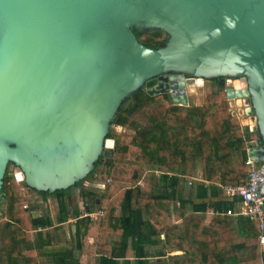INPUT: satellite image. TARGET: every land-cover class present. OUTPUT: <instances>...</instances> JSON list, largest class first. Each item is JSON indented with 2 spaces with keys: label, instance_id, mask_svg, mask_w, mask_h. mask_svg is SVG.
I'll return each instance as SVG.
<instances>
[{
  "label": "water",
  "instance_id": "obj_1",
  "mask_svg": "<svg viewBox=\"0 0 264 264\" xmlns=\"http://www.w3.org/2000/svg\"><path fill=\"white\" fill-rule=\"evenodd\" d=\"M155 32V49L136 38ZM197 80L243 98L264 162V0H0V201L9 164L36 193L67 190L112 157L125 100L187 106Z\"/></svg>",
  "mask_w": 264,
  "mask_h": 264
},
{
  "label": "trees",
  "instance_id": "obj_2",
  "mask_svg": "<svg viewBox=\"0 0 264 264\" xmlns=\"http://www.w3.org/2000/svg\"><path fill=\"white\" fill-rule=\"evenodd\" d=\"M136 38L152 49L164 40L157 32ZM212 82L215 90L199 105H174L169 94L149 96L143 90L120 105L111 127L123 131L110 129L106 136L116 141L115 151L111 158L99 157L87 175L99 164L108 168L102 194L92 205L85 203V213L101 211L95 219L79 218L69 208L68 190L53 193L54 223L44 212L33 217L26 186L6 168L0 264H264L257 222L224 213L240 199L224 195L221 187L246 184L249 133L230 111L226 87ZM198 171L204 184L192 185L185 195L186 181ZM82 194L86 201L94 196ZM70 217L76 224L73 239H57L47 230Z\"/></svg>",
  "mask_w": 264,
  "mask_h": 264
},
{
  "label": "rangeland",
  "instance_id": "obj_3",
  "mask_svg": "<svg viewBox=\"0 0 264 264\" xmlns=\"http://www.w3.org/2000/svg\"><path fill=\"white\" fill-rule=\"evenodd\" d=\"M140 38H141V40H144L146 37L144 35H142ZM160 39H165V36L161 34ZM228 86L234 87L235 84H234V82H228ZM235 87L238 88L237 86H235ZM213 90H215V85L212 81H202L201 85H196V86L188 89V92L190 94H192L193 96H195L193 100L202 102L204 99V96ZM228 101H229L228 105H229V108H230V111L232 112V114L235 116H238V117H243L242 120H244V117H245L244 116V108H245V106L242 105L241 101H239L237 99L235 101L234 100L233 101L228 100ZM110 129H113V132L115 134H118V133H120V131H123L122 127H119V126H115V127L112 126V127H110ZM7 167H8L7 171H9L11 174H13V172H12L13 166L9 165ZM106 180H109L108 168L104 164H99L98 167L96 168L94 174H92L89 177H86V179L83 180L78 185L77 189H73L71 191V203L69 204V208L78 211V214L80 215L79 218H82L84 213H85V211H84L85 203L91 202L93 199H95V197H99L102 194L101 193L102 191H95L94 188L90 186V184L93 182H104ZM19 183L22 185L21 182H19ZM191 187L192 186H189V187L186 186V191L188 192V190L191 189ZM83 190L89 191L92 193V195H94L93 197L88 198V200L85 201L84 203L82 202ZM23 192H24V195L27 199L28 206L32 209H35V210H36V208L39 207L38 210L44 212L46 215H48L50 218H52L53 223H54L56 212H57V205H56L55 198L52 196H48L46 198V200H42V199H40L39 196L35 197L33 194L30 193L29 189H24V187H23ZM90 205H92V202L90 203ZM96 209L97 208L94 207L93 211ZM36 215H37V213H36ZM75 225H76L75 219L70 217L65 223H63L60 226H57V228H56L57 230H54L53 228H49L47 230L49 232H51L52 234H56L57 239L58 238L60 239L61 237H65V239L68 240V239H73V237H74ZM150 264H154V263L150 262Z\"/></svg>",
  "mask_w": 264,
  "mask_h": 264
},
{
  "label": "built area",
  "instance_id": "obj_4",
  "mask_svg": "<svg viewBox=\"0 0 264 264\" xmlns=\"http://www.w3.org/2000/svg\"><path fill=\"white\" fill-rule=\"evenodd\" d=\"M242 99L237 100L241 101L242 105L245 106ZM233 100L235 101L236 99ZM246 109L247 106L244 108V116ZM248 133V136L245 137L247 156L244 161L245 166L248 167L246 184L242 187H235L232 185H223L221 187L224 195L240 199L234 209H228L224 213L227 216L245 217L251 221L257 222L259 230L257 241L260 249L264 250V196H262L260 192V188L264 182V162L255 161L250 157L249 150L252 148H259L261 143L258 142V136L255 132L249 131ZM107 182L108 180L104 182H93L91 187H93L95 191H103ZM192 183L204 184V180L202 179L200 173L196 176V178H191L186 181L187 186H190ZM100 214L101 211H95L91 213H84L83 217L89 216L92 220Z\"/></svg>",
  "mask_w": 264,
  "mask_h": 264
},
{
  "label": "flooded vegetation",
  "instance_id": "obj_5",
  "mask_svg": "<svg viewBox=\"0 0 264 264\" xmlns=\"http://www.w3.org/2000/svg\"><path fill=\"white\" fill-rule=\"evenodd\" d=\"M229 82H234V84H235V86H240V84H239V82L238 81H229ZM234 86V87H235ZM233 87V86H232ZM239 88V87H238ZM235 116V115H234ZM235 117H237L238 118V120L240 121V120H242L243 119V117H238V116H235ZM9 165H11V164H9ZM8 165V166H9ZM11 166H13V165H11ZM8 168V167H7ZM12 172H13V175H14V166H13V170H12ZM86 179V178H85ZM85 179H83V180H85ZM83 180H81L80 182H78V183H76V184H80ZM74 185V186H72V187H70V188H68L67 190L69 191V193H71V191L73 190V189H77V187H78V185ZM90 186H92V183L90 184ZM24 189H28V188H24ZM29 191H30V193L31 194H33L35 197L36 196H39L40 197V199H42V200H46V198L48 197V196H52V197H54L55 198V201H56V205H57V199H56V196L53 194V193H51V194H46V195H41V194H39L38 192L36 193V192H34L33 190H30L29 189ZM45 198V199H44ZM65 199H66V202H67V205L69 206V204L71 203V194H70V196H66L65 197ZM86 200H84V197L82 196V202L84 203ZM27 207H29V206H27ZM39 208V207H38ZM38 208H36V210L35 209H32V213L33 212H35V213H37V215H36V217L37 216H42L43 215V212L42 211H39L38 210Z\"/></svg>",
  "mask_w": 264,
  "mask_h": 264
},
{
  "label": "crops",
  "instance_id": "obj_6",
  "mask_svg": "<svg viewBox=\"0 0 264 264\" xmlns=\"http://www.w3.org/2000/svg\"><path fill=\"white\" fill-rule=\"evenodd\" d=\"M187 97H188V105H199L201 102L200 101H195V100H193L194 99V97L195 96H193L192 94H190V93H188L187 94ZM240 122V125H241V127H242V121L240 120L239 121ZM200 173V175H201V172L200 171H198L197 172V174H196V176L198 175ZM196 176L195 177H193V178H196ZM195 184H197V183H192L190 186H194ZM188 194V192L187 191H185V195H187ZM208 215H210V214H208ZM208 218H209V216H208ZM147 249L148 250H150L151 251V247H147ZM155 249V248H154ZM175 254H178V252H176Z\"/></svg>",
  "mask_w": 264,
  "mask_h": 264
},
{
  "label": "bare ground",
  "instance_id": "obj_7",
  "mask_svg": "<svg viewBox=\"0 0 264 264\" xmlns=\"http://www.w3.org/2000/svg\"><path fill=\"white\" fill-rule=\"evenodd\" d=\"M228 82H229V81H228ZM196 84H197V85H201V81H200V80H197V81H196ZM237 87H239V86L237 85Z\"/></svg>",
  "mask_w": 264,
  "mask_h": 264
}]
</instances>
